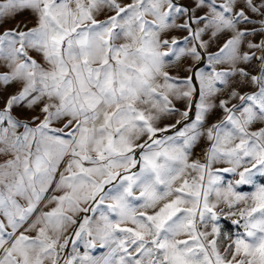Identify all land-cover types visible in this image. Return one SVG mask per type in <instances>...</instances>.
I'll list each match as a JSON object with an SVG mask.
<instances>
[{
	"label": "snow or ice",
	"instance_id": "6c2138e0",
	"mask_svg": "<svg viewBox=\"0 0 264 264\" xmlns=\"http://www.w3.org/2000/svg\"><path fill=\"white\" fill-rule=\"evenodd\" d=\"M26 11L0 264H264V0H0V28Z\"/></svg>",
	"mask_w": 264,
	"mask_h": 264
},
{
	"label": "rangeland",
	"instance_id": "374dc122",
	"mask_svg": "<svg viewBox=\"0 0 264 264\" xmlns=\"http://www.w3.org/2000/svg\"><path fill=\"white\" fill-rule=\"evenodd\" d=\"M101 18H103V17H101ZM33 20H34V17L32 16V14H31L30 12H27V11H26V12H24V13H22V14L16 16L15 19H12V20H10L8 23L4 24L3 27L0 28V31H3V29H5V28L14 27V26L16 25V23H18V22H22V21H33ZM185 34H186V33H178V32H174V33H172V35H176V36H178V37H179V36H182V35H185ZM17 87H18V86L13 85L12 87H10V88L7 90V92L4 93V95L6 96V95H8V94H11L12 92H14V91L16 90ZM175 103H176V106H177L178 108L183 109L184 104H183L182 102L177 101V102H175ZM219 116H220L219 113H217L216 115H214V116L212 117L210 123H211V122H214L216 119H218ZM200 151H201V149H200V148H197V150H196V154L199 155ZM218 166H224V167H226L227 165L225 164V165H218Z\"/></svg>",
	"mask_w": 264,
	"mask_h": 264
}]
</instances>
